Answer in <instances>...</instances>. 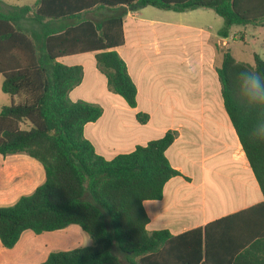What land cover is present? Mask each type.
Returning a JSON list of instances; mask_svg holds the SVG:
<instances>
[{
    "label": "trees",
    "instance_id": "1",
    "mask_svg": "<svg viewBox=\"0 0 264 264\" xmlns=\"http://www.w3.org/2000/svg\"><path fill=\"white\" fill-rule=\"evenodd\" d=\"M149 6L174 12L213 9L224 20L218 32L223 38L235 25L264 20V0H38L35 8L0 9L2 90L17 99L0 113V154L25 153L45 172L33 193L0 207V240L11 249L26 230L42 234L78 225L93 244L51 252L41 264H264V201L177 236L147 231L144 202L162 199L166 183L180 174L166 156L175 131L112 160L99 155L84 136L85 126L98 121L103 109L71 101L70 92L83 81V67L59 59L96 53L109 89L136 108V85L116 49L125 43L128 12ZM105 9L112 13L101 21L84 19L33 36L17 26L30 13V20L40 24ZM244 66L264 73V58L254 54L252 65L226 50L217 73L225 109L264 196V142L250 141L255 114L233 94L235 75ZM136 117L142 124L149 120L145 113Z\"/></svg>",
    "mask_w": 264,
    "mask_h": 264
},
{
    "label": "crops",
    "instance_id": "2",
    "mask_svg": "<svg viewBox=\"0 0 264 264\" xmlns=\"http://www.w3.org/2000/svg\"><path fill=\"white\" fill-rule=\"evenodd\" d=\"M37 1L14 6L35 8ZM9 7L11 5L6 0H0L2 12L6 13ZM105 10L89 11L79 19H47L40 24L30 20L33 14L30 13L18 21L17 26L33 36L49 29L59 30L77 25L84 19L101 21L108 16L103 15ZM146 10L147 7L128 12L124 18L125 43L116 49L126 62L128 73L136 85V108L129 107L121 96L109 89L107 78L97 67L96 53L71 55L59 61L68 66L83 67V81L70 92L71 101L84 100L98 104L103 109L98 121L85 126L84 136L106 160L131 153L138 145H146L151 140L161 138L169 130L176 132V139L166 151V156L180 174L166 183L162 199L145 201L144 207L149 217L148 230H167L177 236L248 209L263 202L264 196L223 103L222 86L217 73L218 59L223 60L222 49L229 38L218 35L224 26L223 18L219 15L213 17L215 32H208L212 27L208 30L194 26L191 20H186L188 24L172 22L168 25L173 29L186 30L188 39L196 38L192 43L199 46L195 60L199 65L197 78L200 83L193 92L189 66L187 74L167 77L157 68L160 63L169 65L177 62L175 45L170 41L161 45L155 36L147 35L146 27L153 28L159 24L149 19ZM179 61L180 65L186 66V61ZM91 67L92 72H87ZM0 76L1 113L5 106L17 99L3 92L4 77L1 73ZM91 79L95 81L92 84ZM96 80H100L101 84L96 83ZM139 112L149 115L147 123L142 124L137 120ZM102 120L107 122L105 134L99 128ZM155 122L167 124L156 127ZM44 181V169L42 171L36 162L20 153L0 154V207L14 205L21 196L30 195ZM208 208L217 210L214 217L207 218ZM29 231L23 232L11 249L5 248L0 240V264H31L32 256L45 253L47 241ZM80 235L87 239L84 233Z\"/></svg>",
    "mask_w": 264,
    "mask_h": 264
},
{
    "label": "rangeland",
    "instance_id": "3",
    "mask_svg": "<svg viewBox=\"0 0 264 264\" xmlns=\"http://www.w3.org/2000/svg\"><path fill=\"white\" fill-rule=\"evenodd\" d=\"M6 3L13 5H27L33 4L34 0H6ZM147 13L149 19L153 21H157L155 27H146L147 35L155 36L158 42H161V45H166L167 41H170L172 45H175L174 48V56L177 60L176 63L172 64V62L168 65H163L160 63L157 65V68L160 70L163 76L167 77L168 75H185L188 73L187 66L191 68L192 79L190 80V86H192L193 92L196 91L197 85H199L200 80L197 78L199 65L196 62V57L198 54L199 46L193 44L192 42L196 41L194 39H188L186 30L182 28L173 29L169 27V24L172 22L180 23V24H188L186 20H191L194 23V26L203 27L208 29L212 27L211 30L208 32H215L216 23L213 20V17H217L216 12L213 9H197L196 11H186L184 13H178L171 10H163L158 9L152 6L147 7ZM112 12L109 10L103 11V15H109ZM193 13H196L193 15ZM145 16V12H143ZM147 16V15H146ZM77 21V20H76ZM197 35V32H195ZM244 39V40H243ZM222 53L226 50H230L235 59L254 65V54H259L262 58H264V20L259 21L255 25H247V26H237L235 25L232 28L231 34L227 39V44L223 46ZM219 50V48H218ZM166 51V50H165ZM170 52L172 50L170 49ZM164 56H167V52L164 53ZM179 60L186 61V66L180 65ZM222 64V59H218L217 65L220 67ZM93 67L87 69L88 71L92 72ZM1 77V76H0ZM91 79V84L94 83ZM88 83V80L86 81ZM96 83L101 84L100 80H96ZM197 100V99H195ZM167 122H155L157 126H165ZM100 131L101 133L105 134L107 130V122L106 120H102L100 123ZM109 134V131H107ZM110 133H113L110 131ZM103 137V135H101ZM27 159H31L32 161L36 162L43 171L42 166L32 158H30L25 153H20ZM217 210L214 208H208L206 215L207 218H212L216 215ZM148 232H151L150 229ZM30 233L35 234L33 231H29ZM80 233H84L87 236V239L82 237ZM40 235V239L43 241H47V248L45 253L40 256H32L31 264H40L44 262L48 255L51 252L57 251H68L73 250L79 247L90 246L93 244L91 237L85 233L79 226L71 225L64 230H60L57 232H48L42 234H35ZM121 259L123 260V256L118 253Z\"/></svg>",
    "mask_w": 264,
    "mask_h": 264
},
{
    "label": "clouds",
    "instance_id": "4",
    "mask_svg": "<svg viewBox=\"0 0 264 264\" xmlns=\"http://www.w3.org/2000/svg\"><path fill=\"white\" fill-rule=\"evenodd\" d=\"M233 94L244 110L255 114L248 137L253 142H264V73L242 67L235 75Z\"/></svg>",
    "mask_w": 264,
    "mask_h": 264
}]
</instances>
